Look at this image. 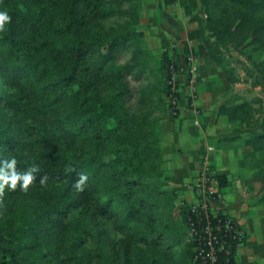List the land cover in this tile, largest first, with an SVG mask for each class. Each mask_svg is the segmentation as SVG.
<instances>
[{"label": "trees", "instance_id": "trees-1", "mask_svg": "<svg viewBox=\"0 0 264 264\" xmlns=\"http://www.w3.org/2000/svg\"><path fill=\"white\" fill-rule=\"evenodd\" d=\"M184 1L195 3L164 0V4L169 7ZM212 1L216 13L209 27L216 40L208 39L202 29L206 50L198 86L207 78L211 64L223 67L229 82L237 81L225 68L224 43L239 39L238 45L249 42L264 47V0ZM103 2L0 0V11L11 16L0 30V81L4 80L0 86V171H10L5 164L15 158L17 174L32 169L34 175L26 189L18 181L15 188L5 185L0 190V264H44L42 254H33L31 239L62 246L71 231L66 218L76 208H81V220L70 232L75 239L90 241L99 234L94 223L109 221L118 230L136 228L147 246L136 251L148 264H180L175 250L180 241L172 235L170 221L161 224L159 220L161 211L173 210L174 194L148 182L151 172L158 171L157 184H163L162 140L151 121L140 123L127 111L123 72L128 67L113 62L116 49L137 33H109L94 40L100 19L108 14ZM186 14L192 15L189 7ZM192 21L201 26L197 16ZM45 35L59 44L56 60L48 61L43 55ZM176 57L175 62L169 52L163 54L167 80L171 78L170 64L179 63V55ZM258 73L261 78L255 85L264 84V63ZM9 89L15 90L14 95ZM166 91L170 93L167 85ZM251 112V105L243 103L224 105L218 115L244 122ZM123 133L134 135L133 151L115 152V158L108 159L113 141L124 137ZM237 141L251 148L243 160H257L252 182L264 193V130L221 140ZM81 175L87 179L77 189ZM217 179L222 191L230 185L226 175L217 174ZM20 207L25 209L23 218L15 214ZM7 212L10 216H5ZM190 216V211H184L188 234ZM103 235H99L103 247L89 249L84 264H133L129 240L115 245ZM248 239L245 232L241 240L227 242L218 264H238V249ZM187 245L193 261L196 245Z\"/></svg>", "mask_w": 264, "mask_h": 264}, {"label": "rangeland", "instance_id": "rangeland-1", "mask_svg": "<svg viewBox=\"0 0 264 264\" xmlns=\"http://www.w3.org/2000/svg\"><path fill=\"white\" fill-rule=\"evenodd\" d=\"M103 5L108 14L100 19V26L92 36L94 40L109 33L126 34L129 31L137 33L128 44L116 49L113 62L120 67H128L123 72L124 85L127 88L124 96L127 111L131 116L138 118L140 123L143 120L151 121L160 135L164 153V162L161 165L164 174L163 184H157L158 171L151 172L152 177L148 182L154 186L160 185L162 190L174 194L173 210L168 208L161 211L159 220L160 223L164 220L170 221L172 235L180 241V244L175 247L179 263L194 264L193 255L187 245L189 234L184 220V211H188L191 205L202 202L217 210L227 201V191L223 192L219 188L218 195L214 197L206 192L202 181L205 167H209L211 176L217 178L213 157L220 151L230 150L227 147L231 142L224 147L225 142H221L222 139H217L216 136L236 137L245 134V137H248L264 130V84L255 85L261 78L258 70L264 63V47L252 45L249 42L238 45L239 39L221 45L225 68L237 81L229 82L224 68L214 64V69L219 76L216 75L211 83L202 88L199 86L197 90L198 98L194 105L200 112L199 117L191 106L188 86L185 82L178 83L180 99L185 103L187 112L183 116H180V113L176 115L175 112H179L180 109L173 106L166 91L169 81L165 78L162 57L165 52H169L174 61L177 58L176 55H179V62L191 55L197 59L201 57L200 52L192 49V44L204 46L201 36L203 30L208 39L212 42L216 40L209 27L211 18L216 13L213 9V1L195 0V3L191 5L184 1L168 7L164 4V0H104ZM187 7L192 12L191 16L186 14ZM261 15L264 17V12ZM196 16L200 19L201 26L198 22L192 21V18ZM44 40L43 55L48 61L56 60L60 50L59 44L49 35H45ZM204 48L206 50L205 46ZM2 82L4 80L0 81V86ZM218 89L227 95L226 98L229 101L216 100L212 96ZM8 92L14 95L15 90L9 89ZM208 95L212 97L210 104L206 103ZM243 103L250 104L252 107V112L245 117L244 122H231L227 116L218 115L220 108L224 105L235 106ZM196 120H200V125L195 123ZM111 126L114 127L115 123L112 122ZM131 134L123 133L124 137L113 141L108 159H114L115 152L133 151L130 145L134 135ZM236 147L240 153L239 145ZM257 156L260 158L261 153ZM239 161L242 173L239 179L246 183L244 194L247 200L260 207L259 215L262 221L264 220V193L261 192L258 184L252 182L257 172L254 171L257 160L255 158L243 160L242 157ZM208 186H211V183ZM24 212L25 209L20 207L15 214L23 218ZM80 212L81 208L73 209L66 218L71 231L62 246L39 244L31 239L34 244L33 254L44 256L41 259L42 263L84 264L89 249L103 247V241L99 235L104 234L102 238H107L115 245L123 240H129L133 245L132 263L148 264L147 259L138 255L136 251L147 249L145 243L137 236L136 228L118 230L109 221H96L94 227L97 234L99 233L97 236L91 237L88 242H83L80 238L75 239L71 233L81 220ZM9 213L7 212L5 216H10ZM27 231L28 229H23L26 235H30Z\"/></svg>", "mask_w": 264, "mask_h": 264}, {"label": "built area", "instance_id": "built-area-1", "mask_svg": "<svg viewBox=\"0 0 264 264\" xmlns=\"http://www.w3.org/2000/svg\"><path fill=\"white\" fill-rule=\"evenodd\" d=\"M198 59L191 55L179 63L172 62L169 66L171 78L168 79L170 87V99L173 106L179 109L180 89L178 83L185 82L191 94V106L194 107L196 116H200L199 110L194 105L198 98L199 77ZM176 115L178 111L175 112ZM200 125V120H196ZM213 149V148H211ZM207 164V163H206ZM210 168L205 167L202 173V181L206 192L216 197L219 193V181L211 176ZM211 183V186H208ZM191 216L189 222L188 242L196 245L194 264H218L219 253L230 240H241L245 231L239 222L229 214L222 213L219 209H212L207 203L202 202L191 205L188 208ZM223 214V217L220 215Z\"/></svg>", "mask_w": 264, "mask_h": 264}, {"label": "crops", "instance_id": "crops-1", "mask_svg": "<svg viewBox=\"0 0 264 264\" xmlns=\"http://www.w3.org/2000/svg\"><path fill=\"white\" fill-rule=\"evenodd\" d=\"M193 26V24L191 25ZM192 49L201 53V57L198 58L199 65L204 64V53L205 48L203 45L192 44ZM215 65L211 64L207 67L208 76L200 85L204 87L206 84L211 83L217 74L214 69ZM212 96L217 100L227 99V95L221 93L218 89L212 94ZM212 97L208 95L206 98V103L210 104ZM180 116H183L187 111L185 108V103L180 102L179 105ZM228 133V132H227ZM245 137V134H240ZM237 137V136H236ZM217 139L233 138V136H216ZM241 141L236 143H229V151H220L214 158L216 163V169L218 175H226L230 182V185L223 189V192H228L227 201L223 203V206L219 208L222 213L229 214L234 217L242 229L248 234V241L245 245L241 246L237 252V262L238 264H264V220L261 221L260 218V207L254 205L249 200L246 199L244 191L246 188L244 186L246 183L239 179L240 172V159L251 151L250 147L240 145ZM226 144L224 147H226ZM236 145H239L241 152L237 150ZM236 147V148H235ZM255 171V170H254ZM256 172V171H255ZM254 205V206H253Z\"/></svg>", "mask_w": 264, "mask_h": 264}, {"label": "clouds", "instance_id": "clouds-1", "mask_svg": "<svg viewBox=\"0 0 264 264\" xmlns=\"http://www.w3.org/2000/svg\"><path fill=\"white\" fill-rule=\"evenodd\" d=\"M11 21L10 14L5 11H0V30H3L6 25ZM16 160L12 158L7 161L5 167L10 171H0V190L4 188L5 185H8L11 188H15L18 181H22L21 184L22 189H26L27 186L34 179L33 170L30 169L23 174H17L15 172ZM87 179L85 175H81L80 179L76 182L77 189H80L83 185L84 181Z\"/></svg>", "mask_w": 264, "mask_h": 264}]
</instances>
